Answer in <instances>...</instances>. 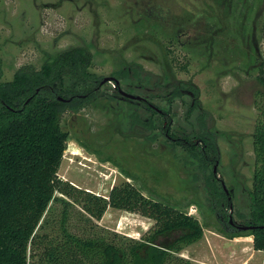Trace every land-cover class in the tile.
Instances as JSON below:
<instances>
[{
	"label": "rangeland",
	"instance_id": "rangeland-1",
	"mask_svg": "<svg viewBox=\"0 0 264 264\" xmlns=\"http://www.w3.org/2000/svg\"><path fill=\"white\" fill-rule=\"evenodd\" d=\"M263 13L264 0H0L2 80H12L23 67L41 69L71 48L85 49L88 70L103 84L85 108L64 114L71 137L57 177L104 197L128 182L195 216L204 237L181 256L198 264H264V251L254 248L248 231L237 238L220 231L225 227L206 199L207 186L200 174L190 175L200 166L184 162L186 150L166 140L168 123L116 92L119 86L149 99L170 114L175 131L213 134L219 175L234 189V218L245 222L255 168V104L264 96L257 78ZM176 84L184 89L180 96L170 94ZM138 117L153 130L141 134L133 121ZM96 222L138 240L155 225L113 207Z\"/></svg>",
	"mask_w": 264,
	"mask_h": 264
},
{
	"label": "trees",
	"instance_id": "trees-1",
	"mask_svg": "<svg viewBox=\"0 0 264 264\" xmlns=\"http://www.w3.org/2000/svg\"><path fill=\"white\" fill-rule=\"evenodd\" d=\"M89 67L90 54L74 47L59 53L41 69L23 67L12 80L4 81L0 60V264H198L181 256L185 248L204 237V226L195 216L163 199L145 196L128 182L113 186L104 197L57 177L71 137L64 114L85 108L90 99L99 97L103 84ZM257 78L264 88V58L259 63ZM182 89L176 84L170 94L180 96ZM192 91L196 99L197 91ZM116 92L120 94L119 86ZM255 105V168L248 193L251 210L243 223L254 225L247 231L254 238V248L264 251L263 95ZM193 108L191 105L190 109ZM151 113L168 121L165 132L171 137L164 136L174 146L185 148L184 162H198L212 197L208 199L211 210H228L230 201L215 175L208 172L212 161L210 149L205 152L191 144L192 133L182 135L173 130L170 116L164 118L156 110ZM133 121L143 131L149 129L139 117ZM179 138L187 142L183 145ZM190 175L199 176L195 171ZM57 191L62 195H57ZM109 207L155 220L152 232L138 240L100 227L96 221L102 219ZM231 229L220 231L230 238L245 234L243 230Z\"/></svg>",
	"mask_w": 264,
	"mask_h": 264
},
{
	"label": "flooded vegetation",
	"instance_id": "flooded-vegetation-1",
	"mask_svg": "<svg viewBox=\"0 0 264 264\" xmlns=\"http://www.w3.org/2000/svg\"><path fill=\"white\" fill-rule=\"evenodd\" d=\"M179 85V84H178ZM180 86V85H179ZM184 91V89H182ZM191 93V95H193V102H192V106H194V108L196 107V100H194L195 96L194 93L192 91H189ZM121 100H124L126 103H135V102H139V104L143 107V108H148L147 110L151 111V110H156L157 111V115H163V117L165 118L166 116H170L169 113H166L163 109H160L156 106L153 105L152 102L149 101V99L142 97V96H137L134 95L132 93L123 91L122 89H120V94L118 96ZM147 104V105H146ZM193 108V109H194ZM165 125L168 123L166 121ZM171 125V124H170ZM149 131H152V129H148ZM141 134H143V127H141L140 129ZM182 135H187V134H191L192 133V138L190 143L191 144H195L197 145V147H200V150L203 151H207V149H210V155H211V162H210V167L208 172H211L215 175L216 180L219 183V186L222 188V191L225 193V195L227 196V199L230 201V203L228 204L229 209L228 210H222L221 212L216 211V217L219 220V222L221 223V225L223 227H225V229H238V230H243V231H247L245 230L243 227L245 226H252L254 227V225L251 224H244L243 222H238L235 218H234V214L233 211L231 210V208L233 207V197H234V189L233 188H228L225 181L222 179V177L219 175V170H217V172L215 173L214 168L217 164L220 163L219 161V149L218 146L216 145V143L214 142V136L211 132L205 130V131H201V132H187V131H181ZM166 135H168V132H165ZM150 135H148L149 137ZM169 137H171L170 135H168ZM172 140H175L173 138H171ZM182 141L183 145L187 142V140L183 139V138H179ZM177 147H180L181 149H184L183 146H179L177 145ZM214 150L217 151L216 156H214ZM218 169H219V165H218ZM201 169L198 170V174H200ZM201 176V175H200ZM204 181V180H203ZM207 191V189H206ZM212 198L211 195L209 194V192L206 193V199L208 201V199ZM209 202V201H208ZM210 204V202H209ZM211 205V204H210ZM211 207V206H210ZM225 207V206H224ZM230 210V211H229ZM229 211V212H228ZM214 212V211H213ZM231 219L233 221H231ZM231 229V230H232ZM252 230V229H250Z\"/></svg>",
	"mask_w": 264,
	"mask_h": 264
},
{
	"label": "water",
	"instance_id": "water-1",
	"mask_svg": "<svg viewBox=\"0 0 264 264\" xmlns=\"http://www.w3.org/2000/svg\"><path fill=\"white\" fill-rule=\"evenodd\" d=\"M106 81H108V79H106ZM217 170H218V164L215 166V168H214V171H215V173L217 172ZM231 210H233V207L231 208ZM231 221H233L232 219H231ZM245 230H250V229H253L254 227H252V226H245V227H243Z\"/></svg>",
	"mask_w": 264,
	"mask_h": 264
},
{
	"label": "crops",
	"instance_id": "crops-1",
	"mask_svg": "<svg viewBox=\"0 0 264 264\" xmlns=\"http://www.w3.org/2000/svg\"><path fill=\"white\" fill-rule=\"evenodd\" d=\"M183 253V252H182Z\"/></svg>",
	"mask_w": 264,
	"mask_h": 264
}]
</instances>
